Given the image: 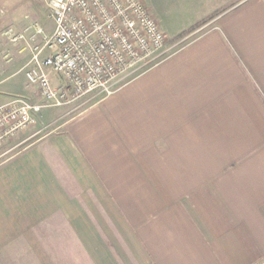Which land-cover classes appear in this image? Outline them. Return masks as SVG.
I'll return each instance as SVG.
<instances>
[{"label": "crops", "instance_id": "1", "mask_svg": "<svg viewBox=\"0 0 264 264\" xmlns=\"http://www.w3.org/2000/svg\"><path fill=\"white\" fill-rule=\"evenodd\" d=\"M144 3L193 36L34 135L0 126V264H264V0ZM37 10L0 0V23ZM29 55L0 56V106L38 101Z\"/></svg>", "mask_w": 264, "mask_h": 264}, {"label": "built area", "instance_id": "2", "mask_svg": "<svg viewBox=\"0 0 264 264\" xmlns=\"http://www.w3.org/2000/svg\"><path fill=\"white\" fill-rule=\"evenodd\" d=\"M40 1L52 31L31 21L11 39L29 49L22 70L27 85L36 87L38 101L0 106V126L34 124L43 108H79L109 96L180 42L168 44L144 0Z\"/></svg>", "mask_w": 264, "mask_h": 264}, {"label": "rangeland", "instance_id": "3", "mask_svg": "<svg viewBox=\"0 0 264 264\" xmlns=\"http://www.w3.org/2000/svg\"><path fill=\"white\" fill-rule=\"evenodd\" d=\"M38 4V10L37 12H35L33 14V16H30V14L28 15V17H26V21L17 26L14 23H11V26L9 27H5L7 25V22H1L0 23V56L2 57L1 59L6 62V61H10L13 57V55L15 56H19V49L21 48V46H25L23 42L20 41H16L15 43H13L11 41V39L13 38V36L17 35L20 31H22V29L24 28L25 25H27L28 23H30L31 21H36L38 22L47 32L51 31L53 28V23L52 21L47 17V12L45 10V6L44 4L40 1V0H35ZM169 11L166 12V14L162 15V25H167L169 26L171 29L169 30V32H175V30L181 25L180 21L182 16H184L183 14H181L179 11H177L176 7H169L168 9ZM3 15V14H1ZM188 17L194 16L193 14L191 15H187ZM12 22V20L10 21ZM180 23V24H179ZM15 25V26H14ZM8 30H11V34L12 35H8L6 34V32ZM194 33V28H191V30L185 31L182 34L177 35L174 38H167L168 39V44H171L175 41H180L178 43V46H180L183 42L187 41L188 39H190L193 36ZM10 37V38H9ZM175 47V48H176ZM92 101H88L86 104H84L83 106H80L79 108H71L72 106H68L69 109V115L77 112L78 110H80L82 107L90 104ZM36 123V122H35ZM25 132L24 135H34V133L37 131V127L36 125L30 124V125H25L24 126ZM46 131V130H45ZM36 134V133H35ZM41 134V133H40ZM24 137V136H23ZM21 137V138H23ZM36 136H31L29 139L25 140L24 142H21L19 144V149H21L23 146H25V144L31 142ZM3 158V157H2ZM1 158V159H2ZM0 159V160H1Z\"/></svg>", "mask_w": 264, "mask_h": 264}, {"label": "trees", "instance_id": "4", "mask_svg": "<svg viewBox=\"0 0 264 264\" xmlns=\"http://www.w3.org/2000/svg\"><path fill=\"white\" fill-rule=\"evenodd\" d=\"M192 28H194V27H192Z\"/></svg>", "mask_w": 264, "mask_h": 264}]
</instances>
